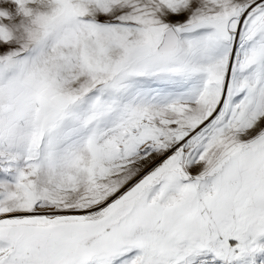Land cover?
Returning <instances> with one entry per match:
<instances>
[{
	"label": "snow or ice",
	"instance_id": "snow-or-ice-1",
	"mask_svg": "<svg viewBox=\"0 0 264 264\" xmlns=\"http://www.w3.org/2000/svg\"><path fill=\"white\" fill-rule=\"evenodd\" d=\"M0 264H264V0H0Z\"/></svg>",
	"mask_w": 264,
	"mask_h": 264
}]
</instances>
